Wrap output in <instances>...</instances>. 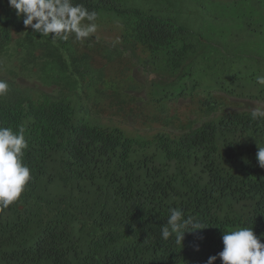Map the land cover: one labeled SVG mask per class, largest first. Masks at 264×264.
I'll use <instances>...</instances> for the list:
<instances>
[{"label": "trees", "instance_id": "obj_1", "mask_svg": "<svg viewBox=\"0 0 264 264\" xmlns=\"http://www.w3.org/2000/svg\"><path fill=\"white\" fill-rule=\"evenodd\" d=\"M80 2L98 31L52 43L0 0V123L25 129L33 175L0 213V264H203L221 229L264 233V120L221 113L264 102V0ZM172 207L207 229L163 241Z\"/></svg>", "mask_w": 264, "mask_h": 264}, {"label": "clouds", "instance_id": "obj_2", "mask_svg": "<svg viewBox=\"0 0 264 264\" xmlns=\"http://www.w3.org/2000/svg\"><path fill=\"white\" fill-rule=\"evenodd\" d=\"M9 8L31 33L50 37L52 43L69 41L84 43L98 31V14L90 11L80 0H7ZM0 19H4L0 17ZM256 84L264 86V73L255 76ZM10 89L0 79V96ZM264 104V102H258ZM253 121L264 120V106L250 109ZM29 141L25 129L0 123V213L19 201L33 181L32 169L25 163ZM256 159L264 169V146H257ZM207 229L196 216L186 215L180 207L169 208L166 223L160 227V238L183 245L186 233L199 234ZM200 239H203L201 236ZM222 249L210 255L203 264H264V233L257 235L254 224L242 223L230 230L221 229ZM199 251V245L195 246Z\"/></svg>", "mask_w": 264, "mask_h": 264}, {"label": "rangeland", "instance_id": "obj_3", "mask_svg": "<svg viewBox=\"0 0 264 264\" xmlns=\"http://www.w3.org/2000/svg\"><path fill=\"white\" fill-rule=\"evenodd\" d=\"M7 65H4L2 68H0L1 70L5 71ZM4 72H2L4 74ZM132 76L133 78L141 85L145 86L148 85L150 82L154 81L156 79V76L153 74H149L147 72H145L139 65H135L134 70L132 72ZM20 84L22 85H27V86H34L42 91H44L45 93H48L50 95H55L58 93L59 89L57 87H46L43 86L41 84H39L36 81L33 80H29L26 79L24 77H20L17 80ZM135 96L140 97V98H144V92H138V93H133ZM231 106H227V107H223L221 113L223 112H250V109L252 107H257V106H264V104H260L258 102L260 101H256V100H248V99H231ZM183 103V102H181ZM130 124L132 125V122H130Z\"/></svg>", "mask_w": 264, "mask_h": 264}]
</instances>
